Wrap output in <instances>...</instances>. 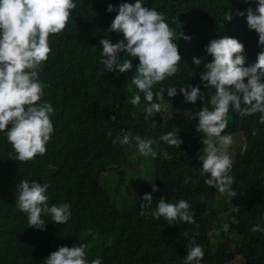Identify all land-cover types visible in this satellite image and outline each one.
I'll list each match as a JSON object with an SVG mask.
<instances>
[{"label":"trees","instance_id":"16d2710c","mask_svg":"<svg viewBox=\"0 0 264 264\" xmlns=\"http://www.w3.org/2000/svg\"><path fill=\"white\" fill-rule=\"evenodd\" d=\"M73 2L76 8L65 30L49 36L51 53L39 71L40 81L46 85L42 102L50 103L54 110L50 117L54 132L46 154L20 162L0 132V264H43L59 247L81 243L88 245L89 264L97 257L102 264H184L191 238L197 233L196 243L204 250L200 264H230L237 257H242L243 264H264V232L251 230L254 225L264 228V124L259 121L260 114L240 116L231 107L227 114L228 125L222 135L233 138L232 152L227 154L233 162L229 174L237 195L229 198L232 212L225 216L228 227L219 234L212 231L218 225L213 202L219 192L205 183L208 177L200 172L203 134L196 131L198 119L188 120L183 114L202 107L211 109L210 96L215 89L204 88L198 78L203 65L212 61L205 51L211 40L225 35L236 38L245 46V66L256 62L262 48L258 33L247 26L246 15H234L231 22L226 19L230 10L235 13L255 4L244 0H141L143 6L164 14L165 22L176 32L179 54L184 56L178 72L154 85L153 91L192 85L200 86L204 93V99L195 104L185 102L183 96L164 100L170 102V109L149 129L136 124L144 114L136 119L131 115L140 113L148 103L131 84L138 59L126 73L107 72L100 63V40L109 38L116 43L123 39L122 34L107 31L117 15L107 11L109 4L118 8L136 0ZM181 31L191 39H179ZM118 55L122 59L125 53ZM193 57L202 60L199 67L193 64ZM133 93L141 96L139 108L131 104ZM154 102L159 101L154 97ZM122 129L157 141L163 134L177 132L183 143L177 148L160 141L157 151L166 150L171 159L163 160L158 154L151 157L153 167L142 170L138 163L150 157L139 153L135 141L112 143L122 136ZM185 177H190V182L184 183ZM24 179L49 185V206L71 205L67 223L55 224L50 216H44L46 230L30 228L26 214L16 207V185ZM104 180H109L108 188L115 194L105 189ZM152 183L159 191L152 192ZM125 189L130 190L127 206L125 198L120 201ZM146 193L153 196L150 210L161 197L170 203L186 200L195 223L177 220L169 225L163 217L157 220L140 215Z\"/></svg>","mask_w":264,"mask_h":264},{"label":"clouds","instance_id":"9594fccd","mask_svg":"<svg viewBox=\"0 0 264 264\" xmlns=\"http://www.w3.org/2000/svg\"><path fill=\"white\" fill-rule=\"evenodd\" d=\"M244 2L249 5L254 3L255 7L249 6L243 11L237 9L235 13L230 10L226 19L231 22L234 15H246L247 26L258 33V46L262 48L257 54L256 62L245 66V46L236 38L225 35L211 40L205 51L212 57V61L205 63L203 72L200 76L198 74L204 88L215 89V93L210 96L211 109L202 107L198 112L186 110L183 113L188 120L198 119L196 131L203 134V154L198 159L202 163L201 175L208 177L205 183L221 194L226 193L228 198L237 195L232 188L233 177L229 174L233 162L226 152L228 147L229 152H232L233 138L231 135H222L228 125L229 109L231 107L240 116L259 113V121L264 124V0ZM75 8L73 0H0V132L6 135L15 159L20 162H30L47 152L46 145L54 132L50 119L54 110L50 103L42 102L46 85L41 83L39 71L51 53L49 36L65 30ZM107 11L117 12L107 31L122 34L123 39L116 43L109 38L100 40V63L107 72L126 73L133 69L134 60L139 61L131 84L144 94L148 103L140 113L131 114L133 119L144 114L143 120L149 121L154 114L160 113L162 104L166 103L163 101L170 98L183 96L185 102L191 104L204 99L200 86L188 85L179 89L169 87L167 92L164 88L153 91L154 85L178 72L181 58H184L174 42L176 32L165 22L163 13L143 6L141 0H136L134 4L123 3L118 8L109 4ZM176 23L182 27L178 21ZM180 38L191 39L182 31ZM121 52L130 59H121L118 55ZM192 59L194 65H201L200 58ZM191 75L194 76L195 73ZM154 97L159 102H154ZM140 102L141 96L133 93L131 104L139 108ZM168 104L170 107V102ZM109 119L115 121L116 117L111 116ZM151 125L152 128L148 127L149 129L156 127V121L152 120ZM121 131L122 136H117L112 141L113 144L119 142L127 145L135 141L140 154L153 158L159 154L163 160H169L171 156L166 150L157 151L160 141L177 148L183 143L177 132L163 134L157 141L142 138L139 134L133 136L128 129ZM153 145H156L155 149ZM49 167L53 166L50 164ZM190 180V177H185L184 183ZM103 186L112 194L106 183L103 182ZM48 188L46 183L41 184L35 180L29 182L27 179L16 185V207L26 214L30 228L46 230L44 216H50L53 223L61 225L70 219L69 203L49 206ZM157 191L159 188L152 183V192ZM142 199L145 202L141 204L142 216L151 215L157 220L163 217L169 225L177 220L195 223L190 204L186 200L170 203L161 197L156 208L150 210L153 196L146 193ZM227 227L225 225V229ZM251 230L264 232V228L259 225H254ZM195 235L198 233L191 238V247L187 248L184 264H200L204 257L203 247L196 243ZM70 245L71 248L62 246L51 252L43 264H89L86 253L88 245ZM90 264H102V260L97 257Z\"/></svg>","mask_w":264,"mask_h":264},{"label":"rangeland","instance_id":"374dc122","mask_svg":"<svg viewBox=\"0 0 264 264\" xmlns=\"http://www.w3.org/2000/svg\"><path fill=\"white\" fill-rule=\"evenodd\" d=\"M170 109L169 107V104L168 103H164L162 104V108H161V113H156L154 114V117H152L149 121H145V120H142L139 125L140 126H145V127H150L152 128V125H151V122L152 120H155L156 121V124H158L160 122V119H158L157 117L164 114L165 116V113L168 112V110ZM165 112V113H162V112ZM204 147V146H203ZM226 152L228 153L229 152V147L226 149ZM203 154V153H202ZM150 157V159L148 160H143L141 163H138L139 167L144 170V169H147V168H151L153 167V164H152V159H151V156H148ZM149 171V170H148ZM148 173V172H147ZM105 182V180H104ZM106 186H110L109 185V180H107L106 182ZM111 192L112 194H115V190H112L111 189ZM130 192V190L128 189H125L124 191H122V193L120 194L121 196V199L120 201H122L123 198H125V201H126V206L129 204V196H128V193ZM214 206L216 207V210H217V213H218V225L216 226H213L212 227V231H215L217 234H219V231L221 230H225V225H227V222H226V219H225V216L226 215H230L231 212H232V206H231V203H230V200L229 198L227 197V194H221L219 193V195L217 196V199L213 202ZM243 263V260L241 257H237L233 262H231L230 264H242Z\"/></svg>","mask_w":264,"mask_h":264}]
</instances>
